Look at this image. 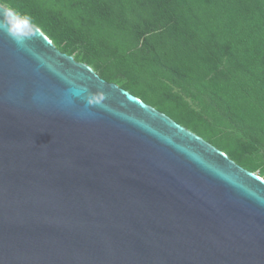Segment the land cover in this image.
<instances>
[{"label": "water", "instance_id": "obj_1", "mask_svg": "<svg viewBox=\"0 0 264 264\" xmlns=\"http://www.w3.org/2000/svg\"><path fill=\"white\" fill-rule=\"evenodd\" d=\"M0 264H264V179L36 26L0 29Z\"/></svg>", "mask_w": 264, "mask_h": 264}, {"label": "trees", "instance_id": "obj_2", "mask_svg": "<svg viewBox=\"0 0 264 264\" xmlns=\"http://www.w3.org/2000/svg\"><path fill=\"white\" fill-rule=\"evenodd\" d=\"M0 4L30 16L61 52L104 80L264 173V0Z\"/></svg>", "mask_w": 264, "mask_h": 264}, {"label": "clouds", "instance_id": "obj_3", "mask_svg": "<svg viewBox=\"0 0 264 264\" xmlns=\"http://www.w3.org/2000/svg\"><path fill=\"white\" fill-rule=\"evenodd\" d=\"M31 17L22 14L12 7H0V29L12 32L22 24H29Z\"/></svg>", "mask_w": 264, "mask_h": 264}, {"label": "rangeland", "instance_id": "obj_4", "mask_svg": "<svg viewBox=\"0 0 264 264\" xmlns=\"http://www.w3.org/2000/svg\"><path fill=\"white\" fill-rule=\"evenodd\" d=\"M164 107L169 108V103H165L164 102ZM168 110H170V111H172V113H174V109L170 108ZM255 174H257L258 176H260V177H262L264 179V173L263 172L257 171Z\"/></svg>", "mask_w": 264, "mask_h": 264}]
</instances>
